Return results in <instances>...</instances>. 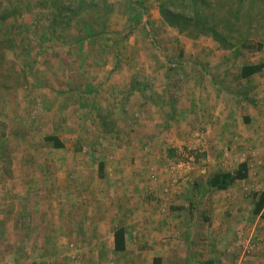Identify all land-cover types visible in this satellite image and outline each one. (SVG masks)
Here are the masks:
<instances>
[{
  "label": "crops",
  "instance_id": "obj_1",
  "mask_svg": "<svg viewBox=\"0 0 264 264\" xmlns=\"http://www.w3.org/2000/svg\"><path fill=\"white\" fill-rule=\"evenodd\" d=\"M156 1L118 0L119 8L112 3L115 14L105 17L103 28L94 15L84 17L90 32L74 38L89 60L82 83L64 79L58 84L54 76L40 83L22 79L26 93L19 94L20 104L34 103L51 114L61 102L54 117L72 106L79 117L77 139L83 133L130 137L132 147L113 144L100 154L97 146L74 142V149L61 133L68 130L66 117L59 132L38 137L33 130L35 143L46 147L30 146L34 127L22 128L24 122L11 139L16 142L17 136V147L1 137L0 264H152L154 257L161 264H220L227 251L235 250L231 240L238 228L261 238V250L250 264L264 261V218L253 213L252 195L264 190V66L239 76L242 65L264 63V45L237 55L209 35L194 32L189 39L188 31L162 20ZM145 22L163 45L162 54L146 41ZM62 57H55L56 63L64 65ZM165 57L186 62L165 69ZM177 71L183 74L176 76ZM0 87H5L1 81ZM88 88L86 101L71 93ZM36 90L39 95L32 96ZM112 104L107 117L101 108ZM81 110L89 114L84 120L92 121L93 130L89 123L84 129ZM103 118L113 119V129L102 131ZM130 119L134 125H128ZM29 122L40 127L38 121ZM135 133L140 146L147 145L138 147ZM49 134L60 136L64 146L53 147L45 140ZM165 134L174 145L188 147H161ZM168 148L189 155L181 193L163 192V174L152 179L166 163ZM244 153L246 178L225 189L208 185L213 174L236 169ZM245 185L251 187L249 194ZM250 216L253 223L247 222ZM117 227L124 229L123 250L114 249ZM69 239L78 247L74 258Z\"/></svg>",
  "mask_w": 264,
  "mask_h": 264
},
{
  "label": "rangeland",
  "instance_id": "obj_2",
  "mask_svg": "<svg viewBox=\"0 0 264 264\" xmlns=\"http://www.w3.org/2000/svg\"><path fill=\"white\" fill-rule=\"evenodd\" d=\"M116 1L118 0H108V7L103 6V4H101V2L99 1L98 7L90 8V10H92V14L97 17L96 19H94V23H96L99 28H103L105 26V17L107 15L114 16L115 10L113 8H116L117 6ZM157 1L159 2V0ZM112 3L115 6L111 9ZM12 9H15V11L11 15H9L7 19L0 20V81L5 85L4 88L0 87V141L1 137H4L7 139L6 143H10L9 145L11 146L14 141L11 140L14 137L13 133L19 128L17 126L18 123L21 124V122H24L22 128H30L31 126L34 127L31 132L32 134L30 133L29 136V140L32 141L29 143L30 146L46 147L44 145L39 146V144L35 143L34 139L36 136L33 134V130L39 132L37 135L38 137H42L43 133H46L50 130L59 132V123L61 122L63 124V117H66L68 119V130L64 132L61 131V133L65 134L64 137L67 138L68 145L71 147L73 146L74 149L76 147L73 144L74 142L78 143L80 147H84V145L82 144L83 142L86 147L97 146L99 147L98 150L100 154H102L103 150L106 149L105 147H112L114 146L113 144L127 145L128 143V145L132 147L130 137L122 140L121 138H115V136L113 135L102 134L96 137L95 135H84L83 133L84 136L82 135L81 137L83 141L77 139L76 123L79 122H77L76 119H78L79 117L74 116L75 109L72 106L70 107L72 111L67 108L65 109V111H61L62 115L58 114L56 117H54V113L58 111L59 104L61 102H59L58 104L56 103V110L51 114H46L43 107L41 108L39 105H36L34 103L27 104L24 101H21L23 104H20V96L25 95L24 93H26V88H24V86L20 87V85L22 86L24 84V81L22 79L28 81V77L30 78V80L34 79L32 81H34L35 83H40L45 77L47 79H51L54 76L56 83L58 84L59 81H63L64 83V79H69L67 80L68 82L82 83L83 80H85V76L83 75L84 72L82 70L85 68L89 60L83 57L81 48H79L80 45H78L77 43L79 42V40L74 39L79 32L78 27L82 25L83 27L85 26V23H83L82 21H79V24H75L76 20L74 19L71 21L72 23L70 22L71 24H66L63 27V31L60 26H55L57 28L55 30V27L53 26L54 24L47 17L49 10L42 6V0H0V14L8 12L9 10L11 11ZM85 13H87V11ZM86 23L88 22L86 21ZM145 23L143 24V29H145L144 31L146 32V41L151 46H153L156 51L162 54L164 50L163 45H161V43L157 40V37H154L152 35L150 24L148 22ZM126 28L127 26H125L124 28V25H122L123 30H125ZM186 31H188L186 35L189 39L193 38L192 33H197L193 29ZM102 33L104 35V33L106 32L103 30ZM165 33H167V31ZM251 39L252 43H254V41L257 39L256 35H253ZM243 52L249 53V51L247 52L245 49L243 50ZM61 53L63 55V61L65 62L67 60L64 65H61L59 61L56 63L55 57H60ZM101 62L103 63L105 61ZM185 62L186 60L180 61L177 57L170 58L168 60L165 57L163 68L165 67V69H167V67H170L171 69H175L178 68L179 64H184ZM90 65L91 63L88 64V66ZM50 72H52V74H50ZM182 74L183 71H177L175 73L176 76ZM138 81H141L142 84L144 82L147 83V80L141 79L140 77ZM71 93L73 95H78L79 97H81L80 100L84 98V100L86 101L90 97L89 95L91 94V89H83V94H80L79 91L75 92L73 89H71ZM84 93L89 94L84 95ZM31 95L37 96L39 95V91L36 90L32 92ZM45 95V93H42L43 97L41 100L44 101ZM111 106L113 107L110 108V106H105V108H101V112L104 113L107 117H111V113L113 111L112 109L115 107V104H112ZM81 108L86 107L82 106ZM21 111L23 112V114H21ZM82 111L83 110H81V115H83L84 129L87 130L89 128L85 127L86 123H89L92 129V121L84 120L86 116L89 117V114H86ZM78 113L80 114L79 111ZM29 120L38 121V123H40V127L34 126L35 124L30 123ZM134 122V119H130L128 125H134ZM25 125H27V127ZM72 125L75 127L74 130L71 129ZM113 125V119L107 118V123L104 125L102 124V131L106 132L107 129H105V127L108 129H113ZM15 138L16 142L14 141V143L15 147H17V136H15ZM97 138H99L98 141ZM122 138H124V136H122ZM169 138L170 137H168L166 134L163 136L161 147H188L186 143L174 145L173 142L169 140ZM134 139L136 141L133 140V142H137V145H139L138 147H144L145 145H147L146 142L143 143V146H140L139 135H137V133L134 134ZM2 145H4L3 142L1 146ZM135 146L136 145H133V147ZM185 152H187V150H185ZM165 153L169 159H165L167 161L162 166V171L159 169L160 171L158 173L155 172V175H152V179H158L163 174V177L165 178L164 180L166 182L162 188L163 192L165 194H170V191L176 189L177 192L181 193L183 191V186L186 187V185L182 183V180L184 179V174L187 171L189 155L184 154L183 152H180L179 154L173 153L169 150V148ZM167 181H170V183H167ZM245 187L247 189L245 191H247V193L249 194V192L251 191V187L249 188L248 185H245ZM254 218L255 217L250 216L246 219L247 222L249 221L250 223H253ZM252 236H256V233L252 232ZM236 238L237 236L235 232L234 240L233 237V241L231 240V246L233 245L235 247V250H232L233 252L227 251L226 257L223 260H220V264H237L239 251L235 245ZM258 239L261 243V238L259 237ZM74 241H70V239L68 241V244H73V246L68 245L70 249V255L71 253H75V255H77L76 251L78 247ZM257 247H259V245ZM257 247L251 253H249V257L244 264H250L252 255L261 250L257 249ZM260 256L264 258V255ZM260 264H264V261L261 260Z\"/></svg>",
  "mask_w": 264,
  "mask_h": 264
},
{
  "label": "trees",
  "instance_id": "obj_3",
  "mask_svg": "<svg viewBox=\"0 0 264 264\" xmlns=\"http://www.w3.org/2000/svg\"><path fill=\"white\" fill-rule=\"evenodd\" d=\"M99 1L108 7V0H42V6L49 10L47 17L53 26H60L63 31V27L72 20L75 19V24H79L84 17L92 16L90 8L98 7ZM14 11L12 9L0 14V20L7 19ZM158 11L162 20L179 32L193 29L199 34L209 35L220 48L233 49L237 55L244 49L247 52L260 50L264 45V0H159ZM78 30L80 33L90 32V27L82 25ZM253 35L257 37L254 43L251 41ZM263 66V62L244 64L239 70V76H250L259 72ZM102 122L106 124L107 118H103ZM60 138L57 134L45 136V140L53 147L64 146ZM247 174V162L242 161L233 171L213 174L208 179V185L214 189H225L234 181L246 178ZM252 195L253 213L264 218V190L254 191ZM113 235L114 249L123 250L124 229L117 227ZM152 264H161V258L154 257Z\"/></svg>",
  "mask_w": 264,
  "mask_h": 264
},
{
  "label": "built area",
  "instance_id": "obj_4",
  "mask_svg": "<svg viewBox=\"0 0 264 264\" xmlns=\"http://www.w3.org/2000/svg\"><path fill=\"white\" fill-rule=\"evenodd\" d=\"M243 156L245 157L244 161H246V153H244ZM236 236L235 245L239 251L237 264H244L249 257V253L259 245V239L256 236H252V234L245 236L242 228L236 230ZM68 245L73 246L72 243H69ZM71 257L74 258L75 253H71Z\"/></svg>",
  "mask_w": 264,
  "mask_h": 264
}]
</instances>
